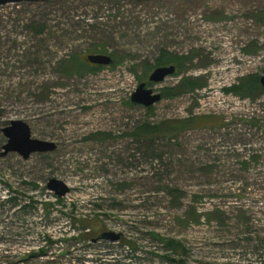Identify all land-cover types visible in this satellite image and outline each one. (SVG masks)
Returning a JSON list of instances; mask_svg holds the SVG:
<instances>
[{"label":"rangeland","instance_id":"1","mask_svg":"<svg viewBox=\"0 0 264 264\" xmlns=\"http://www.w3.org/2000/svg\"><path fill=\"white\" fill-rule=\"evenodd\" d=\"M163 49L188 60L150 87L206 86L133 104ZM263 70L264 0L0 6V264H264V92L224 90ZM196 115L215 122L169 130ZM13 119L57 148L1 155ZM146 122L158 134L137 139ZM51 177L70 190L58 196ZM107 230L120 237L93 240Z\"/></svg>","mask_w":264,"mask_h":264},{"label":"water","instance_id":"2","mask_svg":"<svg viewBox=\"0 0 264 264\" xmlns=\"http://www.w3.org/2000/svg\"><path fill=\"white\" fill-rule=\"evenodd\" d=\"M47 0H0V6L21 3V2H39ZM147 1V0H138ZM87 59L92 64L97 65H110L113 63V58L109 54L105 53H90L87 55ZM177 67L175 64L157 66L149 74L148 80L141 82L137 89L131 95V102L135 105H141L149 108L156 104L163 98V93L155 91L154 88L148 86V82L161 83L168 76L176 73ZM260 83L264 88V70L260 75ZM2 131L7 138L6 143L2 146L3 152L1 155H5L8 152H18L25 159L35 152H48L57 148V144L53 141L43 140L32 137L30 125L21 119H13L10 124L2 128ZM48 188L55 191L58 196L65 195L70 186L63 179L58 177H51L48 181ZM120 237L119 232L115 231H103L93 238L97 240L99 238L118 239Z\"/></svg>","mask_w":264,"mask_h":264},{"label":"trees","instance_id":"3","mask_svg":"<svg viewBox=\"0 0 264 264\" xmlns=\"http://www.w3.org/2000/svg\"><path fill=\"white\" fill-rule=\"evenodd\" d=\"M40 27L35 28V30L39 33H42L43 29H41ZM76 59L78 58L74 57V62H77L75 61ZM187 60H188V57L185 55H176L174 53L168 52L163 49L161 51L160 56L157 58L156 64L165 65V64L176 63L178 64L177 66L182 67L185 61ZM113 62H117V61L113 59ZM83 64L84 63L82 62V64L75 63L74 64L75 66L72 64V67H70L69 64H65V66L67 65V69H69L71 72L80 73L82 71L81 69H79V67L81 68ZM154 66H152V68ZM145 73L147 74L148 71ZM175 74H178V71ZM204 86L206 85L204 83H201L199 78L196 79L194 77L185 76L182 78L181 82L178 85L171 87V88H166L164 92V96L173 97L177 94H180L183 91L195 90L197 88H202ZM224 90L232 94L239 95L243 98H249V99L253 98L251 97L253 93L261 94L264 92V88L262 87L260 83L259 74H249L244 77H241L239 78L237 83L232 84L230 87H226ZM213 122H215V120L212 119L211 116L196 115V116L186 117L184 119L173 121V123H171V125L169 126V130L171 132H175V131H182L188 128H194V127L203 128L207 126V124H210ZM158 132H159V127L157 125L146 122L140 127L135 129V131L133 132L134 133L133 136L136 137L137 139H150V138L154 139V136L158 134ZM161 238L165 241L167 248L171 249L175 253L180 255V254H184V252L186 251V247L184 243H182L181 241L175 240L170 237L168 238L161 237Z\"/></svg>","mask_w":264,"mask_h":264},{"label":"flooded vegetation","instance_id":"4","mask_svg":"<svg viewBox=\"0 0 264 264\" xmlns=\"http://www.w3.org/2000/svg\"><path fill=\"white\" fill-rule=\"evenodd\" d=\"M92 64V63H91ZM171 64H175L176 65V67H178L177 66V64L176 63H171ZM93 65H97V64H93ZM165 65H169V64H165ZM99 66H101V65H99ZM157 66H163V65H155L152 69H151V71L154 69V68H156ZM151 71L148 73V75H147V79H146V81L148 80V77H149V74L151 73ZM177 71L178 70H176V73H177ZM169 77V76H168ZM156 83H152V82H148V86L150 87V86H154ZM155 90V89H154ZM155 91H157V90H155ZM162 93H163V97H164V92L162 91ZM163 99V98H162Z\"/></svg>","mask_w":264,"mask_h":264}]
</instances>
